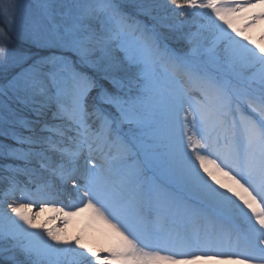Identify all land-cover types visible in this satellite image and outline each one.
Instances as JSON below:
<instances>
[{"label": "snow or ice", "instance_id": "6c2138e0", "mask_svg": "<svg viewBox=\"0 0 264 264\" xmlns=\"http://www.w3.org/2000/svg\"><path fill=\"white\" fill-rule=\"evenodd\" d=\"M7 13L0 160L18 163L0 164V264H264V35L246 34L264 0H37L27 20ZM169 13L198 18L195 30ZM9 31L37 51L11 49ZM81 213L108 246L50 226Z\"/></svg>", "mask_w": 264, "mask_h": 264}, {"label": "rangeland", "instance_id": "374dc122", "mask_svg": "<svg viewBox=\"0 0 264 264\" xmlns=\"http://www.w3.org/2000/svg\"><path fill=\"white\" fill-rule=\"evenodd\" d=\"M37 0H0V23H3L4 27L6 28V30H8V26L6 24L5 21V16H4V9L7 8L8 9V16L12 17L14 16L17 20V22L21 21V20H27L25 17H30L34 12H35V4H36ZM172 6L169 5V8H171ZM179 11V10H176ZM26 13V14H25ZM142 16V20H144L148 25H151L153 22L151 20H149L146 16ZM170 19H169V23H174L175 21H181L183 22V31L187 32L190 29L193 30L195 29V25L196 22L195 21L196 17H188V18H184V17H171V14L169 13ZM190 22V23H189ZM218 23V21H217ZM189 24V25H188ZM166 33V35L169 36V39L167 40L169 43H172L174 45L178 44L179 42L182 43V45L185 46V42L182 39H178V33L175 32H171L168 29H163ZM194 31V30H193ZM9 36L11 37L12 40H16V41H21L23 43H25L26 41L23 40H18L15 36L14 32L9 31ZM17 45L12 46V43L10 42L9 47L13 50L18 51L15 47ZM181 49H183V47H181ZM21 52V51H19ZM12 72L15 71H19V69H12ZM0 80H2V78H0ZM9 163H12L10 161H8ZM14 163L16 161H13ZM18 163V162H16ZM21 179H24L23 177H21ZM160 182H164L162 178H159ZM177 195H182L183 193L180 192L179 189H173ZM59 203V201L57 202ZM60 203H63V200H60ZM59 228H63L65 234L64 236L68 235L71 236L72 234L75 236L74 239L78 236H82L84 239V242L96 247L98 249H103L104 247L108 246L111 243V239L110 236L108 234V230L103 227L101 224H92L89 221L88 218V214L84 213V214H80L78 216L72 217L70 218L67 226H59ZM100 255H106L105 252L101 251ZM221 262V260H217L215 261V264H219ZM203 264H207L205 261L203 262Z\"/></svg>", "mask_w": 264, "mask_h": 264}, {"label": "bare ground", "instance_id": "6f19581e", "mask_svg": "<svg viewBox=\"0 0 264 264\" xmlns=\"http://www.w3.org/2000/svg\"><path fill=\"white\" fill-rule=\"evenodd\" d=\"M218 23H219V21H218ZM246 34L249 35L254 41L261 42V36L264 35V22H257L253 27H251L249 29H246ZM262 46H264V42H262ZM35 210L36 209L34 208V211ZM81 214H84V213H81ZM52 215H53L52 213H48V212L42 213L41 216H40V219L44 220L45 218H48V217H50ZM50 226L59 228V226H61V224L59 223V221H56V223L54 225H50ZM103 227H105V226H103ZM64 234H65V232L63 231V235ZM66 237L69 240H73L75 236L72 234L71 236L67 235ZM206 263L215 264L212 261H209V262H206ZM219 264H236V262L234 260H226V261L220 262Z\"/></svg>", "mask_w": 264, "mask_h": 264}, {"label": "trees", "instance_id": "16d2710c", "mask_svg": "<svg viewBox=\"0 0 264 264\" xmlns=\"http://www.w3.org/2000/svg\"><path fill=\"white\" fill-rule=\"evenodd\" d=\"M26 14V13H25ZM1 22V20H0ZM0 28H4L6 30V28L4 27L3 23H0ZM7 31V30H6ZM164 31V30H163ZM165 32V31H164ZM11 43H12V46L14 45H17L15 48L18 50V51H21L23 53H28V54H32L34 52L37 51V49H35L31 44H29L28 42H21V41H16V40H12L11 39ZM182 45V44H180ZM185 48V46L183 45V49ZM4 82L3 79L0 80V83ZM10 142V141H9ZM12 163H14L13 161H10ZM4 163H9L8 161L5 162V161H2L0 160V164H4ZM6 175V173L3 172L2 169H0V176H4ZM5 186V183L3 181H0V190H2Z\"/></svg>", "mask_w": 264, "mask_h": 264}]
</instances>
